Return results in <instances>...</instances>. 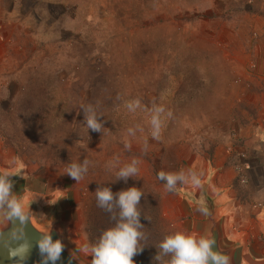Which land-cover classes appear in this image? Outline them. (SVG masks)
<instances>
[{"label": "rangeland", "instance_id": "374dc122", "mask_svg": "<svg viewBox=\"0 0 264 264\" xmlns=\"http://www.w3.org/2000/svg\"><path fill=\"white\" fill-rule=\"evenodd\" d=\"M254 1L0 0V171L16 174L20 201L34 202L42 220L57 206L69 240L90 261L83 245L99 236L91 234L102 209L97 187L135 186L143 198L153 190L175 231L194 236L201 192L215 173L219 186L232 179L253 208L247 175L220 164L243 153L239 164L249 168L239 135L256 115L254 69L241 31ZM136 100L129 112L125 104ZM80 105L96 109L101 132H87ZM154 105L172 113L160 139L150 135ZM133 159L136 176L116 179L110 163ZM83 160L88 172L75 181L65 172ZM181 170L200 174V186L167 191L157 178ZM256 243L264 250V236L245 243L243 263L251 264L245 256Z\"/></svg>", "mask_w": 264, "mask_h": 264}, {"label": "clouds", "instance_id": "9594fccd", "mask_svg": "<svg viewBox=\"0 0 264 264\" xmlns=\"http://www.w3.org/2000/svg\"><path fill=\"white\" fill-rule=\"evenodd\" d=\"M140 107V101L125 104L129 112H135ZM83 110L84 124L88 132H101L100 116L92 105H80ZM171 111L162 106H153L150 115V135L160 139L161 131L167 119L171 118ZM129 136H134L135 130H127ZM125 148L130 144L125 142ZM147 145H145V150ZM136 159L119 166L118 161L110 163V168H117L116 179L127 181L135 177L138 172ZM89 161L68 165L67 173L75 181L82 179L88 172ZM16 175L10 171H0V215L6 220V226L12 227L5 236L0 227V244L8 248V257L14 264H24L31 250L32 243L26 238V225L30 222L31 212L25 210L19 197L14 194L11 177ZM157 178L164 182L167 191H175L178 184H192L199 187L200 174L193 170L157 173ZM144 193L135 186L128 187L116 193L109 187H97L95 198L97 206L111 214L112 226L100 232L91 244L83 245V250L91 256V264H134L133 257L142 250L140 241L144 239L143 224L140 221L141 212L138 210L140 199ZM200 211H205L203 208ZM35 244L41 256V264H56L63 251V244L59 239H53L48 231L42 232ZM10 242L16 243L15 247ZM213 237L194 236L184 231H175L163 236L158 244L159 252L154 256L156 264H229V258L219 250H213Z\"/></svg>", "mask_w": 264, "mask_h": 264}, {"label": "crops", "instance_id": "0c3cea01", "mask_svg": "<svg viewBox=\"0 0 264 264\" xmlns=\"http://www.w3.org/2000/svg\"><path fill=\"white\" fill-rule=\"evenodd\" d=\"M253 4L252 18L248 20L251 22L242 28L241 35H247L245 45L251 43V46L247 48L252 52L250 65L254 69L251 82L254 92L250 98L252 105L256 108V115L252 122L240 127L239 135L245 143L244 149L250 155L247 159L249 168L243 169L241 174L242 176L246 174L250 181L248 197L256 198L255 203L252 199L253 208L248 207L251 205L246 197L240 196V190L234 185L232 179L222 182L219 186L220 183L215 182L217 177L215 173L208 184V193L215 197L218 205V214L222 218L225 238L230 242H239L236 256L240 264H245L241 260L245 243L252 238L255 239L256 236H264V0H255ZM223 157L220 165L225 162L231 164L229 156ZM256 171L261 173L260 181L255 179ZM15 191L18 196L17 186ZM249 251L250 254L245 256V259L251 264H264V250L258 249L257 243L252 246V250L249 248ZM252 259L257 261L253 262Z\"/></svg>", "mask_w": 264, "mask_h": 264}, {"label": "water", "instance_id": "95a60500", "mask_svg": "<svg viewBox=\"0 0 264 264\" xmlns=\"http://www.w3.org/2000/svg\"><path fill=\"white\" fill-rule=\"evenodd\" d=\"M15 188L16 184L13 182V191L16 195ZM21 203L25 210H28L29 206L31 212L29 216L30 222L26 225L25 233L26 238L32 243V247L24 264H41V256L35 241L39 236L43 235L42 232L46 233L48 229L52 238L59 239L64 246L61 257L56 264H91V261L82 256L69 240L62 212L57 206H55L52 211L48 213L46 218L42 220L38 217L37 206L34 202L29 201L24 203L21 201ZM198 205L205 210L202 212V224L198 236L213 237L215 241L213 250H219L226 254L229 258V264H240L236 256L239 242H230L225 238L222 218L218 214V205L215 201V197L208 193L207 189H203ZM5 225L6 220L0 215V227H4ZM11 227L12 225L9 223L8 226L2 229L5 236H7ZM16 243L19 242H10V246L15 247ZM0 264H14V261L10 260L8 257V248L3 244H0Z\"/></svg>", "mask_w": 264, "mask_h": 264}, {"label": "trees", "instance_id": "16d2710c", "mask_svg": "<svg viewBox=\"0 0 264 264\" xmlns=\"http://www.w3.org/2000/svg\"><path fill=\"white\" fill-rule=\"evenodd\" d=\"M145 197H141L138 210L141 212L140 221L144 239L143 245L134 257V264H156L154 256L159 252L158 244L164 235L175 232L173 222L169 221L159 204L158 196L153 190L145 191ZM91 234L98 231L99 234L105 228L112 226L111 214L101 209L100 214L92 216Z\"/></svg>", "mask_w": 264, "mask_h": 264}, {"label": "built area", "instance_id": "2783aa9c", "mask_svg": "<svg viewBox=\"0 0 264 264\" xmlns=\"http://www.w3.org/2000/svg\"><path fill=\"white\" fill-rule=\"evenodd\" d=\"M245 159V154H237L234 159H232V163H233V166L235 168V170L237 171V174L239 175V173L241 174L242 170L244 169V167L246 166H243V164H239L241 163L240 160H243ZM241 182H245V179L241 177Z\"/></svg>", "mask_w": 264, "mask_h": 264}]
</instances>
